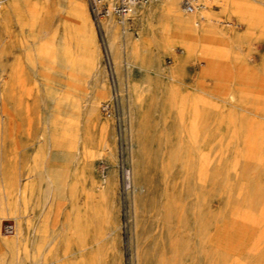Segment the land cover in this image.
Segmentation results:
<instances>
[{"label": "rangeland", "instance_id": "obj_1", "mask_svg": "<svg viewBox=\"0 0 264 264\" xmlns=\"http://www.w3.org/2000/svg\"><path fill=\"white\" fill-rule=\"evenodd\" d=\"M180 5L0 0V264H264V0Z\"/></svg>", "mask_w": 264, "mask_h": 264}, {"label": "built area", "instance_id": "obj_2", "mask_svg": "<svg viewBox=\"0 0 264 264\" xmlns=\"http://www.w3.org/2000/svg\"><path fill=\"white\" fill-rule=\"evenodd\" d=\"M157 1L161 0H86L93 23L99 30L103 43L105 38L103 28L104 19L113 18L120 27L121 32L125 33L126 30H129L131 27L130 21L132 14L138 8ZM211 1L212 0H181V5L187 13H194L207 8ZM105 53L107 55L106 51ZM109 76L110 98L101 103L100 111L104 117L113 121L117 141L122 145L126 128L125 119L121 108L120 93L116 87L114 75L110 72ZM122 168V171H129L124 165H122Z\"/></svg>", "mask_w": 264, "mask_h": 264}, {"label": "bare ground", "instance_id": "obj_3", "mask_svg": "<svg viewBox=\"0 0 264 264\" xmlns=\"http://www.w3.org/2000/svg\"><path fill=\"white\" fill-rule=\"evenodd\" d=\"M162 1H166V0H162ZM169 1V0H167ZM158 2V1H157ZM173 7L171 8V11L173 13H176V8L174 6V4H172ZM181 6V11L182 13L185 15V16H188V17H195L197 19V22L196 24L199 25V24H203V23H206V22H210L211 21V18L208 17V14L210 13L208 7L207 8H204L203 10H201L200 12H194V13H187L183 8H182V5ZM197 14H200V16L198 17ZM93 21V20H92ZM113 18H107V19H104L103 20V28H104V32H105V37H106V41H107V44H108V39H107V33H106V30H105V26L107 24H109L110 22H113ZM115 22V21H114ZM94 24V23H93ZM116 24V22H115ZM230 24V23H229ZM95 26V25H94ZM96 29V28H95ZM97 30V29H96ZM110 40V39H109ZM108 47H109V44H108ZM110 50V48H109ZM111 51V50H110Z\"/></svg>", "mask_w": 264, "mask_h": 264}]
</instances>
